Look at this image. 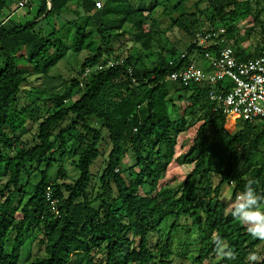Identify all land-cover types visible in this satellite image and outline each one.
<instances>
[{
	"label": "trees",
	"instance_id": "trees-1",
	"mask_svg": "<svg viewBox=\"0 0 264 264\" xmlns=\"http://www.w3.org/2000/svg\"><path fill=\"white\" fill-rule=\"evenodd\" d=\"M9 1L0 0V14ZM75 1L78 6L70 11ZM202 3L212 11L208 30H219L215 20L220 24L225 20L259 21L261 0H196V9ZM26 6L36 7L33 21L11 22L0 17V264H18L25 237L34 231L40 235L44 257L30 264H173V241L182 219H190L203 236L190 264L213 263L215 258L214 264H264V259H250L264 245V238L253 237L249 226L232 214L235 207L226 212L227 205L218 199L224 186L233 185L235 199L250 183L264 198L263 121L237 120L240 127L232 131L227 129V118L211 113L208 94L212 86L165 82L170 73L188 64L192 52L200 55L204 49L191 44L185 58L179 56L174 63L152 69L136 67L128 55L121 66L93 73L80 87L85 68L110 57L122 59L109 55L114 38L124 35L126 25L134 30L143 49H150L152 34L145 30L146 11L135 9L129 0H28ZM68 13L74 18L66 19ZM173 24L183 26L180 19ZM44 25L49 28L45 30ZM184 29L193 38L203 32ZM63 32H67L65 36H61ZM222 37L239 60L264 52V46L250 54L241 51L234 27L226 28ZM66 40L74 45L67 46ZM69 50L86 56L80 76L70 81L68 92L53 97L56 109L42 119L34 117L31 108L18 109L25 83L23 68L45 79ZM113 85L121 87L119 98L106 103ZM231 85L224 80L216 88ZM75 89L81 96L65 107L63 103ZM175 102L183 104L182 117L172 120L168 106L177 112ZM197 113L202 123L182 160L190 170L176 195L174 189L161 184L160 176L173 161L185 118ZM29 117L36 130L26 142L21 137L28 133L24 123ZM92 119L99 122V128L90 123ZM66 120L69 124L60 129ZM207 129L212 133L210 140L206 139ZM72 131L78 133L79 145L72 153L78 158L74 166L79 176L72 183L51 185L48 172L57 157L71 152L67 137ZM104 134L111 150L99 178L101 192L93 196L90 168L100 155ZM126 155L133 163L130 167L123 163ZM32 164L44 166L35 182ZM57 174L64 179L62 170ZM210 175L218 178L213 188L208 183ZM47 187L56 201L55 211L46 200ZM144 188L148 191L141 195ZM167 221L166 233L160 234ZM156 235L158 240L150 244Z\"/></svg>",
	"mask_w": 264,
	"mask_h": 264
},
{
	"label": "rangeland",
	"instance_id": "rangeland-1",
	"mask_svg": "<svg viewBox=\"0 0 264 264\" xmlns=\"http://www.w3.org/2000/svg\"><path fill=\"white\" fill-rule=\"evenodd\" d=\"M18 0H10L8 2L7 8L0 14V17L9 18L11 22H30L33 21L36 7L32 6L28 8L26 5L22 9H17ZM99 1V0H96ZM196 0H131V3L135 6V9H140L146 11L145 17V30L152 34L151 46L149 50H144L142 45L135 40L134 30L126 25L124 29L123 36H117L112 42L111 55L109 56H120L123 60L129 55L132 58V64L136 67H145L147 69L161 68L170 63H174L178 57L185 52H187L188 47L193 44L194 38L187 34L185 27L193 28L196 31L208 30L210 25V19L212 16V11L206 4L202 3L195 7ZM157 4V5H156ZM77 2H72L70 4V11L77 8ZM264 0L257 10H259V21L256 23L248 20H225L221 24L218 20L214 21V26L223 32L226 28H235V38L239 40V48L246 54L253 53L254 51H260L264 46ZM153 11H152V10ZM150 14V15H149ZM181 15H183L181 17ZM193 15V16H191ZM73 19L74 16L69 14L66 15V19ZM180 19L182 22V27L176 26L173 22ZM6 25L8 24L7 20ZM45 30L49 26L44 25ZM67 32L61 33V36H65ZM72 31H70V34ZM97 45L101 44V40L95 37ZM66 45L71 47L74 45L72 40L65 41ZM197 54V51L192 52L189 55V59H193ZM86 56L85 52L75 53L71 50L68 51L66 57L58 64L56 68L51 70L49 76L43 79L41 76L34 75L29 68H23V73L25 76V83L23 84L22 93L20 99L17 101L16 106L18 109L31 108L34 117L42 119L49 113H52L56 107L53 104V97L64 96L70 87V81L72 79H77L80 76L81 65ZM106 57V56H105ZM198 64L199 68H207V63L204 60H200ZM121 87L119 85H113L107 92L105 102L113 103L118 100ZM75 89L70 99H67L63 103L65 107L70 106L72 103L77 101L81 96V91ZM124 95V93H123ZM177 112L168 106L170 118L172 120L180 119L182 117L183 104L175 102ZM36 111V112H35ZM201 114L197 113L194 118H185L186 125L183 131L177 136L176 146L174 150L173 161L171 162L169 168L165 173L160 176V182L167 188L174 189L176 195L179 194L182 186V182L185 179L187 172L190 170L189 167H185L182 160L192 144L194 135L201 125ZM227 129L235 131L239 129L240 122L233 118H228ZM90 123L99 128V122L95 119L90 120ZM264 124V121L261 122ZM69 124V120L64 121L61 124L60 129H64ZM181 124V123H180ZM257 125V124H256ZM24 128L28 133L21 137V140L30 142L31 136L35 133L36 125L32 119L26 118L24 123ZM56 130L54 133L56 134ZM78 135L77 131H72L70 137H67V148L70 153H65L62 156L56 158L55 162L52 164L51 169L48 172V179L51 185L62 184V183H72L79 176L78 171L74 166V162L78 159L73 151L79 145L76 140ZM212 137L211 130H206V139L210 140ZM2 150L0 144V151ZM98 150L100 152L99 157L93 162L90 173L92 176V182L90 185V193L96 196L101 192V185L99 183V178L106 167L107 156L111 150V146L105 139V134L103 136V141L99 144ZM123 163L127 167L133 165L129 161L128 155L123 159ZM31 168L34 170L32 175V182L39 179V172L44 168L38 167V165L32 164ZM62 170L63 176L58 175V171ZM209 185L213 188L218 183V178L214 175H210L208 180ZM233 185L224 186L219 195L218 199L222 203L227 205V211L229 212L233 209L238 202V198H232ZM31 191V190H30ZM144 191H148V188L140 190L142 195ZM240 195V194H239ZM238 195V196H239ZM203 196V195H202ZM204 204L202 198L201 205ZM253 210V209H252ZM260 210L264 211V203L260 205ZM203 217V215H202ZM169 221L161 226L160 234H165L168 227ZM247 225V224H245ZM249 226V225H247ZM250 227V226H249ZM159 235H156L150 241L153 244L158 240ZM203 236L197 230L196 226L193 225L190 219H182L180 222V228L175 234L173 241V264H190L191 259L194 257V253L202 245ZM40 235L38 231H34L28 234L24 240V247L22 256L18 264H30L31 262L44 257V248L39 244ZM253 254L257 257L255 260L264 259V245L258 248ZM218 261L217 258L213 261L214 264Z\"/></svg>",
	"mask_w": 264,
	"mask_h": 264
},
{
	"label": "built area",
	"instance_id": "built-area-1",
	"mask_svg": "<svg viewBox=\"0 0 264 264\" xmlns=\"http://www.w3.org/2000/svg\"><path fill=\"white\" fill-rule=\"evenodd\" d=\"M27 1L18 0L17 9L24 8ZM193 44L199 49H204L200 56L207 63L206 70L199 68L189 59L188 64L180 70L170 73L165 82L183 87L192 84L212 86L208 99L212 104L213 115L222 114L227 119L249 123L264 121V52L256 58L239 60L219 30L196 33ZM186 56L183 54L181 58ZM122 63L123 59L110 57L104 63L85 68L80 76V87L93 73L121 66ZM128 72L131 75L132 70L129 68ZM224 80H228L232 84L231 87L216 88ZM46 200L55 211L56 201L52 199L49 187L46 188Z\"/></svg>",
	"mask_w": 264,
	"mask_h": 264
},
{
	"label": "clouds",
	"instance_id": "clouds-1",
	"mask_svg": "<svg viewBox=\"0 0 264 264\" xmlns=\"http://www.w3.org/2000/svg\"><path fill=\"white\" fill-rule=\"evenodd\" d=\"M262 199L264 198L254 191L250 183L246 190L238 196V202L232 213L239 217L242 223L250 226L248 231L253 237L264 238V211L260 210ZM253 208L254 210H252ZM217 242L219 243V238ZM256 258L255 254L250 256L252 260Z\"/></svg>",
	"mask_w": 264,
	"mask_h": 264
},
{
	"label": "crops",
	"instance_id": "crops-1",
	"mask_svg": "<svg viewBox=\"0 0 264 264\" xmlns=\"http://www.w3.org/2000/svg\"><path fill=\"white\" fill-rule=\"evenodd\" d=\"M129 1H130V4H131L133 7H135V6L131 3V0H129ZM200 60H202L200 55H196V56L192 59V61H194V63L197 64V65L200 63V62H199Z\"/></svg>",
	"mask_w": 264,
	"mask_h": 264
}]
</instances>
